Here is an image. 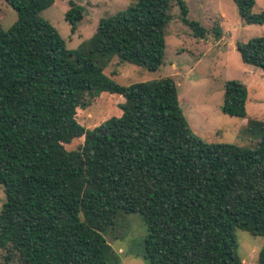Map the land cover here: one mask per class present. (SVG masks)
Instances as JSON below:
<instances>
[{
  "label": "trees",
  "instance_id": "16d2710c",
  "mask_svg": "<svg viewBox=\"0 0 264 264\" xmlns=\"http://www.w3.org/2000/svg\"><path fill=\"white\" fill-rule=\"evenodd\" d=\"M6 1L16 20L0 25V264H107L104 232L120 213L142 216L149 264H239L235 230L264 237V127L252 148L206 142L171 77L124 86L103 73L113 56L157 70L173 3L204 38L184 0H135L101 17L74 49L40 15L53 0ZM233 2L243 22L264 23L255 0ZM84 11L69 1L71 33ZM236 49L264 72V35ZM102 91L120 95L119 114L85 128L77 109ZM246 98L242 81L226 80L221 112L245 117Z\"/></svg>",
  "mask_w": 264,
  "mask_h": 264
},
{
  "label": "rangeland",
  "instance_id": "374dc122",
  "mask_svg": "<svg viewBox=\"0 0 264 264\" xmlns=\"http://www.w3.org/2000/svg\"><path fill=\"white\" fill-rule=\"evenodd\" d=\"M71 0H53L41 11L42 18L53 25L68 49L76 48L95 31L101 17L126 8L135 0H72L85 7L82 20L74 33L64 18ZM254 12L264 11V0H255ZM189 20L206 28L204 38L195 37L180 19L179 7L173 3L165 33L163 62L155 71L109 58L103 73L116 83L127 86L161 77H171L176 84L179 105L191 129L206 142L233 143L254 147L264 127V72L242 62L237 42L264 35V23L246 24L240 19L233 0H184ZM0 25L6 30L15 22L16 13L6 0H0ZM221 27L218 39L214 36ZM237 79L247 86L245 117L224 114L220 110L224 83ZM120 95L102 91L91 99L90 105L76 112V120L85 128H93L105 118L119 114ZM83 137L65 144L76 149ZM5 200L0 185V208ZM146 227L139 213H120L113 226L104 232L110 253L107 264H149L145 258ZM236 254L239 264H256L264 237L242 229L235 230Z\"/></svg>",
  "mask_w": 264,
  "mask_h": 264
},
{
  "label": "crops",
  "instance_id": "0c3cea01",
  "mask_svg": "<svg viewBox=\"0 0 264 264\" xmlns=\"http://www.w3.org/2000/svg\"><path fill=\"white\" fill-rule=\"evenodd\" d=\"M119 101H121V97H120V100Z\"/></svg>",
  "mask_w": 264,
  "mask_h": 264
}]
</instances>
